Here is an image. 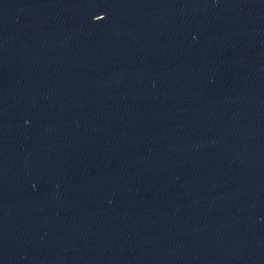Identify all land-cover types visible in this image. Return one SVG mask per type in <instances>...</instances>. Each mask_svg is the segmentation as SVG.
<instances>
[{
    "label": "water",
    "instance_id": "95a60500",
    "mask_svg": "<svg viewBox=\"0 0 264 264\" xmlns=\"http://www.w3.org/2000/svg\"><path fill=\"white\" fill-rule=\"evenodd\" d=\"M0 264H264V0H0Z\"/></svg>",
    "mask_w": 264,
    "mask_h": 264
}]
</instances>
